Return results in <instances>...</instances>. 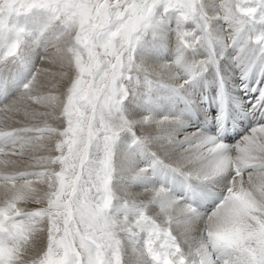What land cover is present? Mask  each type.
Masks as SVG:
<instances>
[{
	"label": "snow or ice",
	"instance_id": "obj_1",
	"mask_svg": "<svg viewBox=\"0 0 264 264\" xmlns=\"http://www.w3.org/2000/svg\"><path fill=\"white\" fill-rule=\"evenodd\" d=\"M0 264H264V0H0Z\"/></svg>",
	"mask_w": 264,
	"mask_h": 264
},
{
	"label": "rangeland",
	"instance_id": "obj_2",
	"mask_svg": "<svg viewBox=\"0 0 264 264\" xmlns=\"http://www.w3.org/2000/svg\"><path fill=\"white\" fill-rule=\"evenodd\" d=\"M39 62H40V61H38L37 64H40Z\"/></svg>",
	"mask_w": 264,
	"mask_h": 264
},
{
	"label": "bare ground",
	"instance_id": "obj_3",
	"mask_svg": "<svg viewBox=\"0 0 264 264\" xmlns=\"http://www.w3.org/2000/svg\"><path fill=\"white\" fill-rule=\"evenodd\" d=\"M38 62V61H37ZM40 63V62H39Z\"/></svg>",
	"mask_w": 264,
	"mask_h": 264
}]
</instances>
